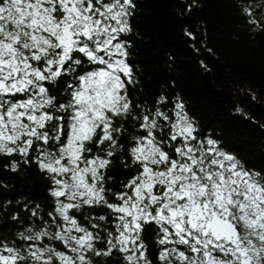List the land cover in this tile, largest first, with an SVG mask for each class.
<instances>
[{
    "label": "snow or ice",
    "instance_id": "obj_1",
    "mask_svg": "<svg viewBox=\"0 0 264 264\" xmlns=\"http://www.w3.org/2000/svg\"><path fill=\"white\" fill-rule=\"evenodd\" d=\"M137 7L0 0V155L34 164L49 200L0 202V264H264V169L202 134L181 95L133 98ZM232 7L264 33V0Z\"/></svg>",
    "mask_w": 264,
    "mask_h": 264
},
{
    "label": "trees",
    "instance_id": "obj_2",
    "mask_svg": "<svg viewBox=\"0 0 264 264\" xmlns=\"http://www.w3.org/2000/svg\"><path fill=\"white\" fill-rule=\"evenodd\" d=\"M197 2L200 7L181 16L182 0H137L130 59L140 83L133 98L152 103L161 91L181 95L202 134L219 139L248 169L259 171L264 169V33L247 29L233 0ZM185 28L198 36L195 46ZM249 89L255 100L245 95ZM7 163L0 155V182L8 185L0 187V202L29 199L46 206L48 185L36 166H21L13 174L5 170ZM110 175L116 187L128 173L117 160ZM0 219H6L2 212ZM108 264H117L115 257Z\"/></svg>",
    "mask_w": 264,
    "mask_h": 264
}]
</instances>
